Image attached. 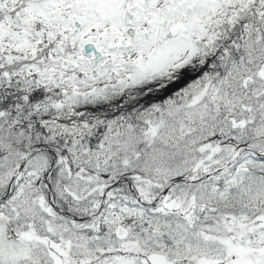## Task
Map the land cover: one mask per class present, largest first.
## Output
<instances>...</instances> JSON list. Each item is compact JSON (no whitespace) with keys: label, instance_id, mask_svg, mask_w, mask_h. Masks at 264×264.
<instances>
[{"label":"snow or ice","instance_id":"1","mask_svg":"<svg viewBox=\"0 0 264 264\" xmlns=\"http://www.w3.org/2000/svg\"><path fill=\"white\" fill-rule=\"evenodd\" d=\"M0 264H264V0H0Z\"/></svg>","mask_w":264,"mask_h":264}]
</instances>
